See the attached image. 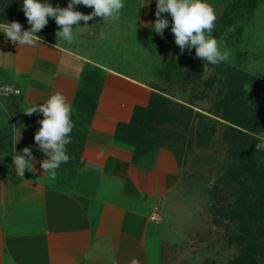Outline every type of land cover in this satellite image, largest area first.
Returning <instances> with one entry per match:
<instances>
[{
  "label": "crops",
  "instance_id": "1",
  "mask_svg": "<svg viewBox=\"0 0 264 264\" xmlns=\"http://www.w3.org/2000/svg\"><path fill=\"white\" fill-rule=\"evenodd\" d=\"M11 2L0 0V24L17 21L28 30L22 4L19 12ZM255 12L244 34L247 24L256 26ZM145 15L142 7L136 19L123 15V27L139 26L138 52L134 44L130 57L109 52L111 25L101 17L73 25L70 43L56 37L61 29L51 17L37 33L42 43L33 46L14 45L0 32V264H226L196 257L188 228L176 240L173 213L164 211L190 191L180 186L185 150L169 147L167 125L152 119L161 91L152 82L156 67L145 39L156 33L154 22L144 24ZM124 41L115 43L124 49ZM243 52L245 60L235 63L264 75V65ZM57 92L72 108L71 159L45 172L40 162L47 157L34 140L43 114L24 112ZM25 147L36 171L20 176L12 157Z\"/></svg>",
  "mask_w": 264,
  "mask_h": 264
},
{
  "label": "trees",
  "instance_id": "2",
  "mask_svg": "<svg viewBox=\"0 0 264 264\" xmlns=\"http://www.w3.org/2000/svg\"><path fill=\"white\" fill-rule=\"evenodd\" d=\"M259 1L233 0L229 2L214 22L211 35L237 46L242 40L245 23L252 18ZM11 3L19 9L18 5L23 4V0H12ZM52 33L54 34L55 31ZM145 39L149 51L158 52L160 50L163 58L165 55L164 67L161 68L164 78H168L172 82L178 77L175 75H179L178 79L188 84L187 86L198 80L199 84L192 85L193 88L209 89L212 93L209 91L207 95H214L215 99L214 107L202 108L200 105H193L187 100L176 98L172 93L158 88L154 84L163 93L159 92V97L153 99L152 119L159 120L160 126L161 124L162 126L167 125L165 139L169 147L175 146V149L180 153L185 150L183 182L180 186L185 191H191V177L199 175L202 172L200 167L207 164L209 145L216 141L211 138L210 128L212 126L218 141H220L218 150L221 152V148L229 147L231 166L233 164L237 166L238 162L242 163L243 170L235 172L236 178L245 182L246 175L244 173L263 174L264 165L261 161H256L257 156L260 155L259 150H255V145L262 142L259 135L261 130H264V108L261 107L264 101V76L246 70L241 63L227 61L212 65L207 61H202L196 56L195 48L191 50L185 48L182 55H179L181 59L174 60L172 53L164 51L168 45L162 36L148 32L145 34ZM204 64H207L206 70ZM178 65L179 67L182 65L183 70H180ZM195 71L199 74L209 75H193ZM212 89L215 90V93ZM207 95L203 98H206ZM229 176L233 181L232 172ZM255 176L253 174V177ZM256 183L260 185L259 189L254 190L257 197L247 198L245 195H248L249 188H246L243 190V195L234 200L233 207H230L229 210L221 204V201L213 199L215 207L210 206L213 209V216L216 223L225 227V232L214 236L215 239L225 242L224 237L228 235L237 241V244H240L241 240L238 235L245 234L244 237L254 235L251 230L253 226L248 225L245 216L255 214L258 219H264V184L262 185L261 181H256ZM201 207L206 211L208 206L202 201ZM214 208H221V211ZM210 237L214 239L213 235ZM222 260H227V264L233 263L228 258Z\"/></svg>",
  "mask_w": 264,
  "mask_h": 264
},
{
  "label": "rangeland",
  "instance_id": "3",
  "mask_svg": "<svg viewBox=\"0 0 264 264\" xmlns=\"http://www.w3.org/2000/svg\"><path fill=\"white\" fill-rule=\"evenodd\" d=\"M231 1L233 0H204L205 3H207L215 10V14L217 18L224 9V7ZM65 2L68 3L69 1L65 0ZM123 2L125 7L121 10L119 19L117 20L107 19L108 24L111 25L109 30L111 33V41H112V44L109 48V52L110 53L124 52V54L127 57H130L129 53L132 52L133 48L131 47H133L134 44L136 45L138 52L139 26L135 25V23L132 22L133 24L131 23L130 25L127 26L125 25V27H123L121 23L123 21L122 20L124 17L123 15L126 14L128 15L127 18L136 19L142 7L146 14L144 19L145 20L144 24H152L151 22H155L156 20V17L153 18L154 16L152 15L156 12L157 0H123ZM259 3H260L258 4L259 7L256 8L257 11L255 12L256 26L253 27L247 24L246 26L247 31L245 32V34L243 33L242 40L237 46H234L229 42H226L220 38L215 37L218 41V46L220 50L221 51L228 50L230 52L228 62L235 63L236 60L240 57H242V59L245 60V57L247 55H245L243 51L249 49L250 52L248 54V59L250 58L251 60L255 58L254 61L257 62L256 63L257 66L264 65V0H260ZM126 5H128V7H126ZM19 6H21V4ZM21 7H23V4ZM20 9H18L19 12ZM74 9L81 11L85 15L90 14L93 11L92 8L86 7L82 4L74 5ZM18 17L22 18L21 15H19ZM162 17L169 21L168 27L163 31L162 38H164V40L166 41H171L170 45H168V48H166V50L164 51L172 53L173 56L172 59L179 60L181 59L179 58V55H182V52L184 50L181 51V49L175 43V37L171 31L172 17L170 14H167L166 16L163 15ZM94 19H96V17L88 21L87 24L91 25L92 24L91 22L94 21ZM115 30L118 31L115 32ZM131 32L135 33L134 37H131L133 34ZM205 34L208 35L207 33ZM118 41L125 42L124 49L116 45ZM159 51L160 50L156 52L153 50L151 53L152 54L151 59L154 60L153 66L156 67V69L154 70L155 71L154 75L156 77L154 76V79L152 81L153 84H155V86L158 88L164 89L172 93L176 98L187 100L193 105L195 104L200 105L202 108L214 107L213 106L215 103L214 95L211 96L207 95L209 94L208 93L209 91L210 93H212L211 90L205 88H204L205 90H202V88L200 87L193 88L192 85L199 84L198 80L194 81L193 83L191 82L192 84L187 86L188 84L178 79L179 75H175L178 77L177 79H174V81L172 82L170 81V79L164 78L161 68L164 67L163 61L165 55L163 58L161 52ZM112 59H110V61ZM110 64L112 66H119V64L115 63L114 60H112ZM182 68L183 67L181 65L179 69L183 70ZM193 75H209V74L206 73L199 74L198 72L195 71ZM213 93H215V90H213ZM206 95L207 97L203 98ZM261 107L264 108V101ZM205 113L211 116L210 113L206 111ZM212 127L210 128V130L212 131L211 138L216 139V141H213L212 139L214 143L209 145L207 151L208 152L207 164L200 167L202 172L197 176H193V178L191 177L192 181H190V185H191L190 194L182 198L176 195L172 199L173 200L172 206L171 204L167 206L168 205L167 202L164 205V211L166 214L168 213V216L171 213H173V215L171 214V217L173 219L171 220L172 227L175 228L173 230V235L176 240L177 238L179 239L182 238L183 240L184 234H186L184 231L188 228L191 231L190 242L192 249L195 250L194 255L196 257L204 255L206 257L207 262L219 261L227 264V260H222V259L228 258L233 262L232 264H264V219L261 218L258 219V217H256L255 214L252 216L248 215V217L245 216L248 225L253 226L251 230L254 235L246 236V237H244L245 234H243L242 236L238 235L241 240L240 244L239 243L237 244V241L228 237V235L224 237L225 242L222 240L218 241L214 237L218 234L220 235L221 233L225 232L224 229L225 227L222 226V224L220 223H216V219L214 218L212 212L213 209L210 207V206L215 207L214 205L215 203L213 202V199L215 201H221V204H223V206L229 210L230 207H233L232 203H234V200L237 197L243 195L244 193L243 190L246 188H249L248 190L249 192L248 195L246 194L245 196H247V198L250 197L253 199L256 198L257 193L255 194L254 190L259 189L260 187V185L257 184L256 181H261L263 185L264 173L263 174L258 173L257 171H255L257 173L252 172L254 175H256L255 177H253V174L251 172L250 173L247 172L249 174L244 173V175H246L245 182L240 181L238 177L236 178L237 174H235V172L238 173L243 170L242 163L238 162L237 166H234L235 164L231 166V161H230L231 153L229 147L225 146L221 148V152L218 150V147L220 149L219 146L220 141H218L219 139L215 134L214 127L213 128ZM259 138H261V140H264V130H261ZM258 153L260 156H257L256 161H261V163L264 165V155H263L264 150L261 149L259 150ZM231 172L233 173L234 176L233 181H231V177L229 176ZM257 174L259 175L257 176ZM202 201L205 202L208 206L206 211H204L201 207ZM198 202H200L199 207L197 206ZM214 209L221 211V208H214ZM211 235H213L214 239H211L210 237ZM243 239L244 241H242ZM183 242H182L183 244L188 245L187 241H183ZM220 242H222L223 244Z\"/></svg>",
  "mask_w": 264,
  "mask_h": 264
},
{
  "label": "clouds",
  "instance_id": "4",
  "mask_svg": "<svg viewBox=\"0 0 264 264\" xmlns=\"http://www.w3.org/2000/svg\"><path fill=\"white\" fill-rule=\"evenodd\" d=\"M81 4L92 8L93 11L85 15L74 10V5ZM124 7L123 0H69L65 8L53 7L52 4L41 3L40 0H23L22 9L31 27L22 31V25L12 21L0 24V32L14 45L18 43L20 46H33L38 41L42 43L37 33L48 24V18L51 17L61 29L56 32V37H62L70 43L73 40V25H78L80 21L87 24L94 17L117 20ZM163 13L172 17L171 31L181 51L185 48H195L196 56L212 65L228 61L230 52L221 51L217 39L211 35L217 19L215 10L204 0H157L156 20L151 26L161 36L169 24V21L162 17ZM204 69H207V64H204ZM36 112L42 113L43 119L39 121L41 127L34 140L39 151L47 157L40 162V166L45 172H54L62 163L71 159L66 146L71 143L70 133L74 128L71 120L72 108L66 97L57 92L45 103L34 104L24 113L31 116ZM261 149H264V140L255 145V150ZM12 160L14 169L20 176H23L26 170L36 171L35 158L30 147H25L22 154H16Z\"/></svg>",
  "mask_w": 264,
  "mask_h": 264
},
{
  "label": "built area",
  "instance_id": "5",
  "mask_svg": "<svg viewBox=\"0 0 264 264\" xmlns=\"http://www.w3.org/2000/svg\"><path fill=\"white\" fill-rule=\"evenodd\" d=\"M153 219H154L155 221H158V220L160 219L158 213H156V214L153 216Z\"/></svg>",
  "mask_w": 264,
  "mask_h": 264
}]
</instances>
